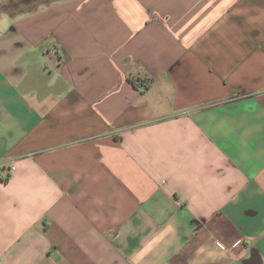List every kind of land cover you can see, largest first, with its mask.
Returning a JSON list of instances; mask_svg holds the SVG:
<instances>
[{
    "label": "crops",
    "instance_id": "crops-1",
    "mask_svg": "<svg viewBox=\"0 0 264 264\" xmlns=\"http://www.w3.org/2000/svg\"><path fill=\"white\" fill-rule=\"evenodd\" d=\"M24 2L0 264H264V0Z\"/></svg>",
    "mask_w": 264,
    "mask_h": 264
},
{
    "label": "rangeland",
    "instance_id": "rangeland-1",
    "mask_svg": "<svg viewBox=\"0 0 264 264\" xmlns=\"http://www.w3.org/2000/svg\"><path fill=\"white\" fill-rule=\"evenodd\" d=\"M5 5L6 8H8L9 10H13V11L24 10L25 2L24 0H0V7H5ZM5 17L6 15L2 18V21L4 20Z\"/></svg>",
    "mask_w": 264,
    "mask_h": 264
},
{
    "label": "trees",
    "instance_id": "trees-1",
    "mask_svg": "<svg viewBox=\"0 0 264 264\" xmlns=\"http://www.w3.org/2000/svg\"><path fill=\"white\" fill-rule=\"evenodd\" d=\"M135 83V82H134ZM5 180H9V176H7L6 178H5Z\"/></svg>",
    "mask_w": 264,
    "mask_h": 264
}]
</instances>
